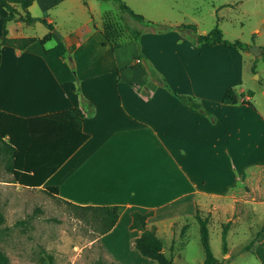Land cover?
Segmentation results:
<instances>
[{
	"label": "crops",
	"instance_id": "crops-1",
	"mask_svg": "<svg viewBox=\"0 0 264 264\" xmlns=\"http://www.w3.org/2000/svg\"><path fill=\"white\" fill-rule=\"evenodd\" d=\"M63 1L35 0L30 6L33 16L59 29L44 42L50 30L30 35L23 22L7 24L8 37L37 39L24 50L2 46L0 109L23 117L86 109L83 131L88 139L41 187L56 186L60 199L78 205L123 206L114 227L98 238L108 259L118 264L114 252L128 251L144 262L133 245L141 235L130 226L134 210L152 212L147 225L156 228L166 250L168 240L176 243L175 223L191 221L197 207L217 204L254 177L257 189L264 190L259 183L264 178V112L253 102L252 91L251 99L240 97L248 90L244 74L250 49L209 46L197 42L190 30L160 32L140 23L135 24L142 28L138 41L130 37L114 47L105 22L108 17L124 23L117 2L101 0L114 1L118 11L98 12L96 20L94 1L81 0L77 18L69 23L50 13L54 2ZM125 2L151 20L191 22L198 33L207 34L214 27H202L206 16L190 15L182 3L207 5L211 26H221L220 20L240 0ZM36 7L43 15L35 13ZM18 25H23L21 31ZM254 34L260 36L261 31L255 29ZM258 46L264 48V43ZM149 67L168 86L153 79ZM229 88L239 95L237 103L223 101ZM175 92L197 97L204 112ZM249 172L256 176L250 179Z\"/></svg>",
	"mask_w": 264,
	"mask_h": 264
},
{
	"label": "rangeland",
	"instance_id": "rangeland-1",
	"mask_svg": "<svg viewBox=\"0 0 264 264\" xmlns=\"http://www.w3.org/2000/svg\"><path fill=\"white\" fill-rule=\"evenodd\" d=\"M93 1L96 4V20H99L98 12L118 11L114 1ZM80 3L81 0L54 2L50 13L58 21L69 20L71 23L72 19L77 18L78 12L75 10L79 8ZM163 3L174 4L175 0H161V4ZM181 7L190 15H195L196 12V16H206L207 23L205 21V26L202 27H210L209 30L215 27L211 26L212 18L205 14L207 5L196 8L189 3H182ZM34 11L43 15L37 7ZM5 13L6 10L0 7V29H3ZM230 15L226 14L219 22L224 37L252 45L249 48L250 55L245 57L244 80L248 90L240 97L251 99L252 91L253 102L264 112V48L258 46L264 43V0H240ZM186 21H191V18H186ZM24 24V31L30 35L42 36L49 31L41 21ZM18 26L17 29L21 31L23 25ZM255 29L261 31L260 36L254 34ZM58 31L59 29L55 28L50 35ZM253 46H258V53L252 49ZM261 159L264 163V158ZM8 160L9 156L1 150L0 249L8 256V264H93L99 258L107 259L109 264H117L108 259L103 245L98 240V222L91 213L82 216L72 205L42 188L14 185V175L6 167ZM253 174L249 172L250 179L256 176ZM261 180L259 183L264 185V178ZM252 181L239 183L233 193L219 199L217 204H207L200 209L201 214L209 219V241L213 254L222 260L223 264H264V190L261 192L257 189L255 177ZM175 226L174 228H178L173 240L176 243L171 245L168 240L164 252L173 256L177 264L203 263L205 253L197 220L193 218L180 225L175 223ZM223 232H226V251L223 249ZM114 253L116 254L113 255H117L126 264H158L156 260L141 253L138 254L144 262L130 256L128 251ZM117 261L118 264H123Z\"/></svg>",
	"mask_w": 264,
	"mask_h": 264
},
{
	"label": "trees",
	"instance_id": "trees-1",
	"mask_svg": "<svg viewBox=\"0 0 264 264\" xmlns=\"http://www.w3.org/2000/svg\"><path fill=\"white\" fill-rule=\"evenodd\" d=\"M35 0H0V7L6 10L3 16V30L0 41V65L2 62V46L10 45L21 50L26 49L36 37H8L7 24L9 22H23L33 24L41 21L50 31L55 26L45 18L32 15L30 6ZM119 5L122 13L123 24L114 20L105 22L107 36L114 45L118 47L127 39L133 37L139 40L142 28L136 23L157 31L179 29L180 31L190 30L192 37L197 42H204L209 46L217 43L236 45L249 49L252 45L241 40H229L224 37L223 30L215 26L209 33L200 34L195 24L184 23L172 25L166 22H158L147 19L143 14L135 12L125 0H114ZM20 8H18V6ZM112 19V17H111ZM50 34L42 39L44 42ZM153 79L160 84L168 86L165 78L160 76L154 68L149 67ZM179 98L194 108L203 111L202 103L197 97L175 92ZM239 97L233 88H229L223 97L225 103H237ZM247 102L251 103L249 100ZM86 115L84 107H73L52 115L23 117L0 109V151L9 156L7 169L14 175L19 184L30 187H41L52 175L89 137L83 131V119ZM42 189L48 193L58 195L56 186H43ZM65 201V200H63ZM80 211L82 216L91 213L98 222L99 236L114 227L122 210V205H78L65 201ZM152 212H132L131 228L141 230V235L133 240V245L142 255L152 258L158 264H177L173 256L164 252V242L157 235L155 227H148L147 219ZM195 219L199 224L200 238L203 245L205 259L201 264H223L212 251L209 241V219L201 214L197 207ZM98 236V238H99ZM223 249L227 250L226 232H223ZM8 256L0 249V264H8ZM93 264H109L105 258L97 259Z\"/></svg>",
	"mask_w": 264,
	"mask_h": 264
},
{
	"label": "water",
	"instance_id": "water-1",
	"mask_svg": "<svg viewBox=\"0 0 264 264\" xmlns=\"http://www.w3.org/2000/svg\"><path fill=\"white\" fill-rule=\"evenodd\" d=\"M252 49H253V50H256L257 53L259 52V51H258V46H253Z\"/></svg>",
	"mask_w": 264,
	"mask_h": 264
},
{
	"label": "built area",
	"instance_id": "built-area-1",
	"mask_svg": "<svg viewBox=\"0 0 264 264\" xmlns=\"http://www.w3.org/2000/svg\"><path fill=\"white\" fill-rule=\"evenodd\" d=\"M137 61H140V59H138Z\"/></svg>",
	"mask_w": 264,
	"mask_h": 264
}]
</instances>
